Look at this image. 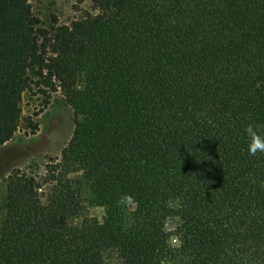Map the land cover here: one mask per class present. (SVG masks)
<instances>
[{
    "label": "trees",
    "instance_id": "trees-1",
    "mask_svg": "<svg viewBox=\"0 0 264 264\" xmlns=\"http://www.w3.org/2000/svg\"><path fill=\"white\" fill-rule=\"evenodd\" d=\"M88 2L41 26L0 0V146L25 92L73 114L43 174L4 178L0 264H264V153L244 133L264 132V0Z\"/></svg>",
    "mask_w": 264,
    "mask_h": 264
},
{
    "label": "rangeland",
    "instance_id": "rangeland-1",
    "mask_svg": "<svg viewBox=\"0 0 264 264\" xmlns=\"http://www.w3.org/2000/svg\"><path fill=\"white\" fill-rule=\"evenodd\" d=\"M33 13L39 18L41 26L57 23H69L81 17L89 9L88 0H29ZM44 100L47 102L44 104ZM23 121L12 138L0 146V205L4 197L5 180L11 169L19 168L31 174H43L45 164L59 158L62 147L67 143L73 128L71 107L65 102L60 91L50 92L49 97L33 91L25 92L22 98ZM31 117L37 124L35 133L30 134L25 128V119ZM79 172L71 176H79ZM41 200L47 197V187L39 190ZM87 189L84 187L83 198ZM83 216L89 224L97 226L101 222L103 209L83 202ZM177 224L175 218L167 219L165 228L168 231L166 242L177 247L178 238L173 234ZM163 264H171L164 261Z\"/></svg>",
    "mask_w": 264,
    "mask_h": 264
},
{
    "label": "clouds",
    "instance_id": "clouds-1",
    "mask_svg": "<svg viewBox=\"0 0 264 264\" xmlns=\"http://www.w3.org/2000/svg\"><path fill=\"white\" fill-rule=\"evenodd\" d=\"M244 133L248 137V153L250 155H256L257 152L264 153V132H261L258 126L248 124L244 128Z\"/></svg>",
    "mask_w": 264,
    "mask_h": 264
}]
</instances>
